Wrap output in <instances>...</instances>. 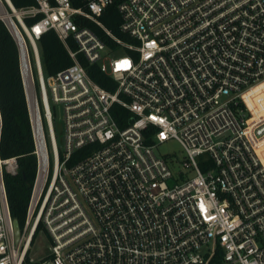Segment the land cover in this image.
<instances>
[{
    "label": "built area",
    "instance_id": "obj_1",
    "mask_svg": "<svg viewBox=\"0 0 264 264\" xmlns=\"http://www.w3.org/2000/svg\"><path fill=\"white\" fill-rule=\"evenodd\" d=\"M36 2L0 0L24 44L38 163L17 242L5 176L19 167L1 157L0 109V264H213L219 251L222 264H264V0ZM111 7L123 37L102 20ZM48 32L73 64L46 78ZM171 140L188 158L177 175L156 153ZM39 227L52 242L41 262L30 256Z\"/></svg>",
    "mask_w": 264,
    "mask_h": 264
},
{
    "label": "trees",
    "instance_id": "obj_2",
    "mask_svg": "<svg viewBox=\"0 0 264 264\" xmlns=\"http://www.w3.org/2000/svg\"><path fill=\"white\" fill-rule=\"evenodd\" d=\"M16 9H23L37 5L36 0H10ZM40 17L28 19L29 26L36 23ZM106 26L117 36L120 32V15L114 7L108 8L102 17ZM76 49L74 43H70ZM42 64L45 75L51 77L59 71L73 64L69 52L54 32L44 34L39 41ZM80 61L88 71L89 76L106 89H111L110 79L100 72L96 65H90L80 56ZM114 88V86H113ZM0 109L2 114L1 157L3 159L16 158L18 173L6 175L10 212L13 220L22 230L33 185L37 175L36 145L26 97V91L21 71L20 49L3 21L0 20ZM120 117L126 118L128 112L121 110ZM122 127L126 122H120ZM264 160L262 149L259 150ZM41 227L35 233L34 239ZM26 264L30 263L27 258ZM213 264H222V253L219 251Z\"/></svg>",
    "mask_w": 264,
    "mask_h": 264
},
{
    "label": "rangeland",
    "instance_id": "obj_3",
    "mask_svg": "<svg viewBox=\"0 0 264 264\" xmlns=\"http://www.w3.org/2000/svg\"><path fill=\"white\" fill-rule=\"evenodd\" d=\"M124 50H119L114 55L115 57L125 56ZM48 75H46V78ZM53 124H54V131L56 136V141L60 150H63L64 140H65V128L63 122V111L59 106H53ZM156 153L159 156L164 158H171L174 160L172 165V170L175 175L178 174L180 171L183 162L188 160L186 152L182 145L175 140L168 141L156 147ZM264 154V151H263ZM197 162L200 164L202 159H197ZM193 175L190 174V177ZM52 247V242L44 229H40L35 237V241L30 253L31 258H33L37 262H41L46 258L49 254V249Z\"/></svg>",
    "mask_w": 264,
    "mask_h": 264
},
{
    "label": "water",
    "instance_id": "obj_4",
    "mask_svg": "<svg viewBox=\"0 0 264 264\" xmlns=\"http://www.w3.org/2000/svg\"><path fill=\"white\" fill-rule=\"evenodd\" d=\"M0 20L4 22V24L6 25V27L8 28L9 32L11 33V35L13 36V38L15 39V41L17 42L18 46H19V49L22 53V56L24 57L25 59V55H24V44H23V40H22V37L15 25V23L13 22L12 19H10V23L11 24H14V32H12V30L10 29L8 23H7V20L5 19L4 17V14L1 13L0 14ZM25 85V83H24ZM25 90H26V85H25ZM26 94H27V90H26ZM14 229H15V237H16V241L18 242L19 238H20V234H21V229L18 225V223H14Z\"/></svg>",
    "mask_w": 264,
    "mask_h": 264
},
{
    "label": "bare ground",
    "instance_id": "obj_5",
    "mask_svg": "<svg viewBox=\"0 0 264 264\" xmlns=\"http://www.w3.org/2000/svg\"><path fill=\"white\" fill-rule=\"evenodd\" d=\"M2 9V5L0 4V10ZM4 17H5V19L7 20V23H8V25H9V27H10V29L12 30V32H14V24H11L10 23V18H9V16H6V14H4ZM26 82H27V88H28V92H29V96L31 97V94H30V84H31V81L29 80V78H28V76H27V74H26ZM33 95V94H32ZM33 111H34V114H35V110H34V108H33ZM260 154V153H259ZM260 156H261V154H260ZM262 158V157H261ZM263 159V158H262Z\"/></svg>",
    "mask_w": 264,
    "mask_h": 264
},
{
    "label": "crops",
    "instance_id": "obj_6",
    "mask_svg": "<svg viewBox=\"0 0 264 264\" xmlns=\"http://www.w3.org/2000/svg\"><path fill=\"white\" fill-rule=\"evenodd\" d=\"M263 151H264V149H262V154H263ZM264 155V154H263Z\"/></svg>",
    "mask_w": 264,
    "mask_h": 264
}]
</instances>
